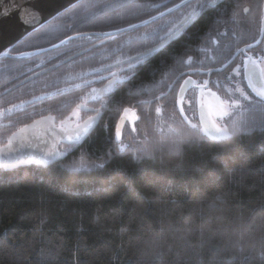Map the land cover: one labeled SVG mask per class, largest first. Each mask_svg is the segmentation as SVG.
Instances as JSON below:
<instances>
[{
    "label": "trees",
    "instance_id": "1",
    "mask_svg": "<svg viewBox=\"0 0 264 264\" xmlns=\"http://www.w3.org/2000/svg\"><path fill=\"white\" fill-rule=\"evenodd\" d=\"M164 1L83 0L21 41L12 54L43 51L0 58V147L16 130L41 116L53 115L60 125L92 89L97 95L86 105L102 112L94 131L63 159L11 170L0 167V264H139L145 223L140 218L141 206L149 209L147 221L156 222L168 213L179 218L178 206L194 200L209 205L226 202L240 211L264 202V129L238 137L233 162L220 170L205 167L215 142L186 143V167L163 182H150L152 165L146 157L138 159L133 150L145 133L159 138L156 106L170 116L167 123L186 124L182 116L186 107L183 113L179 111L192 91H187L181 103L179 93L186 78L196 83L208 78L209 87L224 92L230 83L225 73L235 63L237 49L244 44L257 46L251 44L256 40L250 35L254 33L251 27L259 23L257 15L255 23L251 17L262 10L264 0H190L189 5L205 6L161 47L151 34L177 23L180 9L147 25L103 35L154 17L179 0ZM246 7L248 13L243 11ZM149 47L156 50L144 56ZM115 75L120 78L114 89L105 91ZM158 90L166 95L157 104L152 92L159 95ZM139 101L145 102L143 106ZM124 108L135 110L137 132L124 134L122 140L128 144L121 151L116 130ZM91 114L81 110L80 121ZM250 117L243 109L233 118ZM68 146L60 148L64 151ZM81 158L90 170L69 171L68 166ZM109 172L123 173L127 182L109 190L99 179Z\"/></svg>",
    "mask_w": 264,
    "mask_h": 264
},
{
    "label": "clouds",
    "instance_id": "2",
    "mask_svg": "<svg viewBox=\"0 0 264 264\" xmlns=\"http://www.w3.org/2000/svg\"><path fill=\"white\" fill-rule=\"evenodd\" d=\"M235 141L215 146L205 167L220 170L233 162ZM146 158L153 168L150 182L167 181L174 171L186 167L183 148L161 147ZM99 179L109 190L127 182L121 172H109ZM178 210L179 218L168 213L151 222L147 221L149 209L141 206L140 218L145 223L139 264H264V202L240 211L226 202L209 205L194 200Z\"/></svg>",
    "mask_w": 264,
    "mask_h": 264
},
{
    "label": "snow or ice",
    "instance_id": "3",
    "mask_svg": "<svg viewBox=\"0 0 264 264\" xmlns=\"http://www.w3.org/2000/svg\"><path fill=\"white\" fill-rule=\"evenodd\" d=\"M181 3L188 7V0H181ZM179 8L180 5H174ZM205 5L201 4L199 7L203 8ZM113 8L123 7V5H112ZM168 12L172 11V8L167 9ZM243 11H248L247 8H244ZM197 11L193 8L192 12L184 15L182 19L172 25H165L159 31H154L151 35L155 37L160 43L158 47L163 46L165 42L171 40L176 35H178L185 26H187L194 17L197 15ZM160 16H164V13L161 12ZM37 19L36 16L30 14V19L26 20L25 23L35 22ZM152 20H155V17H151ZM142 24L147 25L149 21H141ZM129 28H137V25L129 24ZM123 31V29H119ZM12 32V26L5 27L4 22L0 19V45H3V48L7 49L3 52L5 56L9 55L12 49L7 48V43H12L10 39ZM163 33L161 35L160 33ZM78 35H83L78 33ZM149 33H145V36H149ZM63 43V41H62ZM156 49L149 47L147 51L143 54L144 56L150 55ZM22 55H27L23 53ZM141 57H137L139 60ZM191 60V57H189ZM243 69V71H242ZM235 76H245L247 80V85L255 93V96L248 94L244 87L237 84L233 89V95L227 96L225 99H221L216 92H213L208 88V81L204 80L202 84H197L196 87L200 89L201 95V112L199 117V123H193L186 115L183 117V121L180 122V126H176V122L167 123L164 122L163 126L158 124L160 136L159 138H149L145 133L144 138L136 142V147L133 149L137 154L138 159H143L151 155L155 150L161 147H167L170 151H180L186 143H191L194 140H205L210 139L212 142H215L217 145L228 143L232 140L237 139L245 133H250L256 128L264 129V57H261L259 60L254 59L252 56L247 57V63L239 65L235 68ZM185 84L195 83L189 77L188 80H185ZM205 89H207V95L212 97V102L205 105L203 103L204 97L206 95ZM95 92V89H93ZM107 91V90H105ZM159 95L156 91L152 92L153 101L157 104L159 103L162 96L166 95L163 90H158ZM185 89L180 88L181 92V103H183V93ZM142 94V93H141ZM141 106L145 103L144 101H139ZM247 109L251 113V117L247 120H241L233 118L234 114ZM161 108L159 106L155 107V112L157 114L161 113ZM180 113L184 112V108L179 109ZM123 112L125 115L132 113L131 108H124ZM78 115V112L73 111L72 116L75 117ZM134 115V113H133ZM93 117L89 116L88 121L80 126L77 124L76 134L69 135L67 140L70 142L67 149L63 152H54L51 153L52 159H55L56 156L66 155L67 152L71 151L77 142H79L89 131V128L92 126ZM135 131V127H133ZM120 129L117 128L116 136L117 139L120 138ZM15 136V133L13 134ZM14 141L9 139L5 147L11 148ZM124 145L120 146V150L123 151ZM4 154V149L0 148V155ZM13 166L7 162L4 164V167ZM91 167L103 168V164H93ZM69 171L79 172L82 170H90L89 165L81 158L80 161H73L71 165L68 166ZM67 187V185H66Z\"/></svg>",
    "mask_w": 264,
    "mask_h": 264
},
{
    "label": "water",
    "instance_id": "4",
    "mask_svg": "<svg viewBox=\"0 0 264 264\" xmlns=\"http://www.w3.org/2000/svg\"><path fill=\"white\" fill-rule=\"evenodd\" d=\"M81 1L83 0H0V19L3 20L5 27L9 25L12 26V32L10 36L12 43L9 44L7 43V41H5L4 43L7 44V48L13 50L16 45H18L33 32L39 30L40 28L54 20L58 15ZM176 5L181 6L183 4L180 2ZM171 8L172 11L177 9V7L175 6ZM163 13L165 15L170 12L166 10ZM30 14L37 17L36 21L25 23L26 20L30 19ZM154 17L157 19L161 16L160 14H158ZM146 21L152 22L154 20L149 19ZM134 25L142 26L145 24H142L140 22ZM121 29L125 31L131 28L127 26ZM120 32L122 31L117 29L103 33V35L111 36ZM73 37L75 36L69 37L63 40V42H66ZM61 43L62 41L54 46H51L50 48H54ZM6 50L7 49L3 48V45H0V58L5 56L3 52ZM41 51L43 50L27 52V55H15L12 54L11 51L7 56H29L32 53H40ZM70 59L71 57L57 63L53 67H56ZM191 79L194 81L193 78ZM192 86H194V83H183V85L181 86L185 89L183 96ZM179 97L181 98V92L179 93ZM78 108L87 112L93 111V108L84 104H79ZM200 112L201 107H199V117ZM91 117H93L91 128H89L88 133L76 144H82L89 137V135L94 131V129L100 122L102 113H97ZM87 121L88 119H86L79 125L83 126ZM124 121L125 119L122 118L118 124V128L120 130L123 127ZM75 123V120H71L64 122L62 126H58L56 123V118L53 115H45L26 124L25 126L14 132L15 136H13L14 133L10 136L9 139H12L14 141L10 149L5 147L7 143L0 147L4 149V154L0 155V167L6 170H11L19 167L29 166L32 164L50 165L56 161L63 159L65 155L56 156L55 159H52L50 154L54 152H63L60 149L61 144H69L70 142L67 140V137L69 135L74 136L76 134L77 126L74 125ZM6 162L13 166L4 167V164Z\"/></svg>",
    "mask_w": 264,
    "mask_h": 264
},
{
    "label": "rangeland",
    "instance_id": "5",
    "mask_svg": "<svg viewBox=\"0 0 264 264\" xmlns=\"http://www.w3.org/2000/svg\"><path fill=\"white\" fill-rule=\"evenodd\" d=\"M263 49H264V45H263ZM261 57H264V53L261 54L258 57H255V59L259 60ZM234 73H235V71H234ZM119 78H120V76L115 75L114 81L113 82H110L108 85H106L104 87V90L110 91V90L114 89L115 84H116V80H118ZM202 82L203 81H200V82H197V83H201L202 84ZM230 82H231V80H230ZM226 84H227L226 91H224V92H220L219 91L220 93L218 91H216L215 89L209 87V86H208V88L211 89L213 92H216L217 95H219L221 97V99H225V98H227V96L233 95V89H234V87L237 84H239L240 86L244 87L245 91L248 94L254 96V94H251L249 92L248 88L246 87V84L245 83H242L241 76H237V78H235V79L233 78V83H226ZM205 91H207V89H205ZM94 94H96V90L94 92L93 89H92L91 92H89V93H87L86 95L83 96L81 103L82 104H87V102L93 97L92 95H94ZM206 95H207V92H206ZM194 96H195L194 92L191 91L189 93L188 97H187L186 103L184 104L185 107H186L185 110H186L187 113L185 112L184 114H182V116L184 117L186 115L189 119L192 120L193 123H198L197 122V117H196L198 115V113H197L198 111L196 110L194 103L191 102V100H192V98H194ZM198 96H199L198 100H199L200 106H201V102L202 101H201L200 89H199ZM210 102H212V97L210 95H207V97L204 98L203 103L205 105H207ZM81 103H79V104H81ZM197 104H198V102H197ZM198 110H199V108H198ZM73 111L78 112V115L75 116V117H73L72 116V112ZM73 111L71 112L70 115H68L67 117H65L64 119H62V121L59 122V124H61L62 122L71 120V119H76V121L79 120L78 123H83L85 121V120L84 121H80L82 117H80L81 110L78 108V106H77V108H74ZM133 113H134V115H133ZM123 118L125 119V121H124L123 128H122L123 130L120 131L121 135H120V138L119 139H121V145H125L126 146V144H128V142L124 141V139L122 140V138L124 137V134L125 133L132 134V135H136V132H137V126H136V124H137V114H136L135 110L132 109V113H129L127 115L124 114V117ZM159 121H160V124L161 125H164V122H168V121L170 122V116L167 115L166 113H161V114H159ZM133 127H135V131H133Z\"/></svg>",
    "mask_w": 264,
    "mask_h": 264
},
{
    "label": "flooded vegetation",
    "instance_id": "6",
    "mask_svg": "<svg viewBox=\"0 0 264 264\" xmlns=\"http://www.w3.org/2000/svg\"><path fill=\"white\" fill-rule=\"evenodd\" d=\"M172 0H166V1H164L162 4H167V3H170ZM222 1V0H221ZM179 2H181V0H179L178 1V3ZM212 2H214V3H218V2H220V0H213ZM199 5H201V4H199V3H193V4H190V6H188V7H184V5H182V6H180L179 7V15L181 16L180 17V20L182 19V17L184 16V15H187V14H189V13H191L192 12V10H193V8H195L196 9V11H197V13L199 14L200 12H201V7H199ZM173 6H174V4H173ZM171 7H172V5H171ZM170 8V7H169ZM247 9H248V11H249V8L248 7H246ZM248 11H245V12H247L248 13ZM163 12V11H162ZM197 14V15H198ZM256 15H257V20H258V22H256L257 20H256ZM254 18H252L251 17V21H252V23L254 22H256V23H259V25H257V27L255 26V27H251L252 28V30H254V33L252 34V35H250L252 38H254L256 41L255 42H253V43H251V44H253V45H257L256 47H253V48H250V47H248L247 46V44L245 45H242L239 49H237V59L235 60V63L232 65V66H230V69H229V71L227 72V73H225V74H227V76H228V78L230 77L231 79V82L230 83H233V78L235 79V78H237V76H235V73H234V70H235V68L237 67V66H239V65H243V64H246L247 63V57L248 56H252L254 59H255V57H258V56H260L261 54H263L264 53V49H263V45H264V2H263V7H262V10L260 9V10H257L256 12H254ZM149 19H151V18H147V19H145V20H149ZM194 19H195V17H194ZM193 19V20H194ZM145 20H143V21H145ZM179 20V21H180ZM193 20L191 21V23L193 22ZM254 20V21H253ZM179 21H177V22H179ZM153 22V21H152ZM149 23H151V22H149ZM191 23H189V24H191ZM188 24V25H189ZM187 25V26H188ZM144 26V25H143ZM248 45H250V44H248ZM243 46H247L246 47V49L245 50H242L241 48L243 47ZM239 53V54H238ZM235 58V57H234ZM225 65V64H224ZM224 65H222V66H217V67H212L211 69H210V71H212V70H216V69H220L221 67H224ZM242 71H243V69H242ZM115 79V78H114ZM114 79L112 80V81H110V82H113L114 81ZM204 80H207L208 82H209V79L208 78H203ZM196 81V80H195ZM241 81H242V83H245V84H247V80H246V77L245 76H243V75H241ZM109 82V83H110ZM197 84H201V83H195V86H192L191 88V90L194 92V94H195V96H194V98H192V100H191V102L192 103H194V105H195V108H196V110L198 111V104H197V102H198V93H199V88H197L196 87V85ZM248 86V85H247ZM187 100V99H186ZM186 100H185V103H186ZM184 103V104H185ZM184 107H185V105H183ZM94 110L93 111H91L92 112V114L91 115H89V116H92V115H94V114H96V113H102L101 111H96L97 110V108L96 107H92ZM198 113V112H197ZM124 117V113H123V116L121 117V118H123ZM198 119H197V121L199 122V114L196 116ZM120 118V119H121ZM101 120V119H100ZM77 124H81V123H78V121L76 122V124L75 125H77ZM61 125V124H60ZM123 130V129H122Z\"/></svg>",
    "mask_w": 264,
    "mask_h": 264
},
{
    "label": "bare ground",
    "instance_id": "7",
    "mask_svg": "<svg viewBox=\"0 0 264 264\" xmlns=\"http://www.w3.org/2000/svg\"><path fill=\"white\" fill-rule=\"evenodd\" d=\"M142 26H143V25H142ZM205 93H206V91H205ZM183 97H184V96H183ZM205 97H207V96H205ZM205 97H204V98H205ZM198 98H199V96H198ZM85 105H86V104H85ZM86 106H88V105H86ZM199 106H200V102H199V100H198V108H199ZM89 107H90V106H89ZM183 108H184V106H183ZM93 110H94V109H93ZM88 112H90V111H88ZM99 113H100V112H99ZM96 114H97V113H96ZM198 114H199V110H198ZM94 115H95V114H94ZM92 116H93V115H92ZM54 117H55V116H54ZM121 119H122V118H121ZM121 119H120V120H121ZM71 120H75V121H76V119H71ZM71 120H68V121H71ZM120 120H119V122H120ZM65 122H66V121H65ZM76 122H77V121H76ZM56 123H57V121H56ZM63 123H64V122H62L61 125H58V124H57V125H58V126H62ZM75 124H76V123H75ZM75 124H74V125H75ZM98 124H99V123H98ZM118 124H119V123H118ZM75 126H77V125H75ZM122 128H123V127H122ZM121 130H122V129H121ZM121 130H120V131H121Z\"/></svg>",
    "mask_w": 264,
    "mask_h": 264
}]
</instances>
